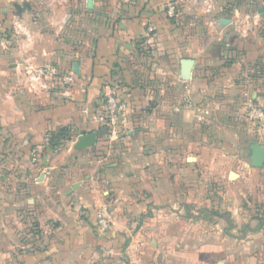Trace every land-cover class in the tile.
Listing matches in <instances>:
<instances>
[{"label": "crops", "instance_id": "0c3cea01", "mask_svg": "<svg viewBox=\"0 0 264 264\" xmlns=\"http://www.w3.org/2000/svg\"><path fill=\"white\" fill-rule=\"evenodd\" d=\"M2 1L17 26L0 41V264H96L87 228L106 205L143 224L131 247L161 254L153 264H264V167L247 158L264 133L244 109H264V0ZM28 66L74 82L34 93ZM108 95L131 115L113 140Z\"/></svg>", "mask_w": 264, "mask_h": 264}, {"label": "rangeland", "instance_id": "374dc122", "mask_svg": "<svg viewBox=\"0 0 264 264\" xmlns=\"http://www.w3.org/2000/svg\"><path fill=\"white\" fill-rule=\"evenodd\" d=\"M2 1V0H0ZM22 0H14V2L18 3ZM13 2V3H14ZM11 2H0V41L8 37V35H15L14 28L17 26L15 25V14H7L4 15L2 12V8L4 6H10ZM230 4L244 6L248 5L249 3L247 0H230ZM253 5V4H252ZM258 5H263L262 1L257 2ZM6 25L8 28L4 29ZM1 48V47H0ZM244 162H247V158H243ZM5 181L1 179L0 181V197L3 198L6 196V191L2 190V184ZM50 190L46 189L44 191V197L51 196ZM54 197V196H53ZM107 208V210L112 215V221L109 224V229L105 232H102L99 229V225L96 219V215L101 211L102 208ZM114 208L112 205L106 206H98L95 208L94 218L89 219L88 228L94 234H96V242L95 244L99 243L96 247V251H99L98 257L96 258V264H153L154 261H158L161 254H147L146 250H136L135 248L131 247V238H130V231H133L136 227L141 228L142 223H131V222H123L121 225L118 221H115L113 216V211L111 209ZM29 233L28 235H33L36 229L33 230L32 227L27 228ZM42 230L40 231V233ZM25 238L23 240H26ZM31 239V238H27Z\"/></svg>", "mask_w": 264, "mask_h": 264}, {"label": "built area", "instance_id": "2783aa9c", "mask_svg": "<svg viewBox=\"0 0 264 264\" xmlns=\"http://www.w3.org/2000/svg\"><path fill=\"white\" fill-rule=\"evenodd\" d=\"M130 4H136L138 0H125ZM173 11H170V15ZM154 29H148V35L145 40V45H151L152 39L151 34ZM25 74L27 78V83L29 91L34 93H40L49 90L51 85L60 83L63 87H69L74 82V77L71 74L58 73L55 69L48 66H28L25 69ZM245 116L247 120L255 125V128L264 133V109L253 105L251 103L245 104ZM179 111V109H176ZM207 113H202L199 120H203V115ZM131 115L128 106L116 98L114 95H108L105 101V112L104 115L100 117V121L108 125L111 129L110 139H117L119 131L127 127L130 123ZM96 219L99 225V229L105 232L109 229V224L112 221V215L107 210V208H102L101 211L96 215Z\"/></svg>", "mask_w": 264, "mask_h": 264}, {"label": "water", "instance_id": "95a60500", "mask_svg": "<svg viewBox=\"0 0 264 264\" xmlns=\"http://www.w3.org/2000/svg\"><path fill=\"white\" fill-rule=\"evenodd\" d=\"M86 7L88 10L94 9V0H87ZM230 23L228 20H221L222 25ZM195 67L194 59H184L181 61V79L183 81H189L192 77L193 69ZM106 132V130H104ZM102 132H92L84 134L78 137L77 142L74 146L76 150H84L92 148L97 144L98 136ZM247 158L250 161V166L256 169L264 167V145L260 144L257 141H252L248 145V154ZM232 177H236V174H232ZM78 184H76L73 189L77 190Z\"/></svg>", "mask_w": 264, "mask_h": 264}, {"label": "trees", "instance_id": "16d2710c", "mask_svg": "<svg viewBox=\"0 0 264 264\" xmlns=\"http://www.w3.org/2000/svg\"><path fill=\"white\" fill-rule=\"evenodd\" d=\"M70 136V130L67 128L60 129L58 134L54 136V143L55 145L59 143V140L68 138Z\"/></svg>", "mask_w": 264, "mask_h": 264}]
</instances>
